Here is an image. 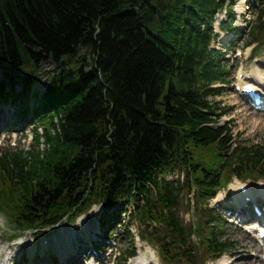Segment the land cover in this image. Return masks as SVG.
Segmentation results:
<instances>
[{
	"label": "trees",
	"instance_id": "obj_1",
	"mask_svg": "<svg viewBox=\"0 0 264 264\" xmlns=\"http://www.w3.org/2000/svg\"><path fill=\"white\" fill-rule=\"evenodd\" d=\"M225 1L0 0V60L26 67V78L52 60L40 103L62 118L43 158L3 164L0 206L12 203L17 217L37 220L92 197L147 195L150 182L157 197L148 206L169 211L173 190L158 184L156 173L182 165L207 183L202 160L231 140L226 126H209L220 114L207 98L217 92L210 85L224 78L222 54L209 44ZM234 158L244 175L264 173L260 145L239 146L227 167Z\"/></svg>",
	"mask_w": 264,
	"mask_h": 264
},
{
	"label": "rangeland",
	"instance_id": "obj_2",
	"mask_svg": "<svg viewBox=\"0 0 264 264\" xmlns=\"http://www.w3.org/2000/svg\"><path fill=\"white\" fill-rule=\"evenodd\" d=\"M233 10L235 11V22L242 21L248 24V22L254 17V10L249 8L247 5L242 4L239 0L234 1ZM222 13L223 12L219 13L218 16H216V21H220L221 18H225V15ZM215 29L217 30L216 26ZM223 33L224 32H221V34ZM241 42L242 39L238 41V43ZM214 45L215 47H217V42L214 43ZM82 53L86 54L88 57L90 56L88 49L83 50ZM228 55L229 57L227 59L228 61L226 60V66L228 70L232 71V64H235L238 59H235L232 56L231 52H228ZM38 67L40 68L38 70L37 77L41 81H46L49 78L50 72L54 69V64L51 60H43V62H41ZM1 78L2 73L0 72V80ZM212 100L219 102L222 109L233 106L232 109H230L220 118V122H223L225 117L231 118V128L234 133L238 131L237 138L238 140H240L239 142H241L242 144L250 142V144H260L262 147H264V112H255L248 109L243 104V101L239 98L237 93L232 91L231 85L229 84L223 88L222 92L219 95L213 97ZM20 144L22 146H26V144L23 142ZM97 209V207H92L90 212L88 211L86 214H83L84 221H86L88 217H90V219L96 218ZM188 209V197H186L185 195L180 196L179 205L176 208V212L178 213L177 215L182 218L184 216V213ZM186 220H189V216L186 217ZM7 224L8 223L5 221V219L3 217H0L1 238L6 239L9 237H14V240H17V237H15V235L22 236V234H19L18 231L13 228V226L8 227ZM223 229L224 235L226 237H229L237 242L236 250L232 256L233 264H264V262L258 263L256 260H254L253 257L249 256V251L259 252L258 246H256L255 242H253L251 238L245 236L243 233H240L239 231L231 228V226L228 225H226L225 227L223 226ZM2 243L4 242L0 241V244Z\"/></svg>",
	"mask_w": 264,
	"mask_h": 264
},
{
	"label": "bare ground",
	"instance_id": "obj_3",
	"mask_svg": "<svg viewBox=\"0 0 264 264\" xmlns=\"http://www.w3.org/2000/svg\"><path fill=\"white\" fill-rule=\"evenodd\" d=\"M34 80H35V78H34Z\"/></svg>",
	"mask_w": 264,
	"mask_h": 264
}]
</instances>
